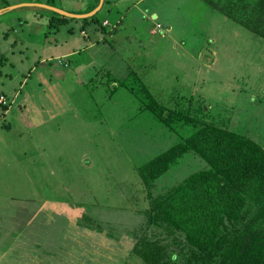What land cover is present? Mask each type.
I'll use <instances>...</instances> for the list:
<instances>
[{
  "label": "rangeland",
  "instance_id": "obj_1",
  "mask_svg": "<svg viewBox=\"0 0 264 264\" xmlns=\"http://www.w3.org/2000/svg\"><path fill=\"white\" fill-rule=\"evenodd\" d=\"M6 1L10 6L0 9V117L1 105L8 103L4 119L11 124L0 126V249L14 241L10 236L15 238L11 232L16 228L38 232L41 217H47L58 232L53 238L42 236L46 248L54 250L53 242L63 241L65 229V253L92 256L91 264H144L125 256L132 242L129 229L144 219L136 208L146 205L136 167L177 137L169 131L161 137L148 115L137 111L141 99L124 86L170 101L166 91L179 76L187 94L190 88L201 92L208 114L261 140L264 39L234 22L231 32L225 30L222 16L199 0H120L108 15L106 33L84 17L56 30L39 2L45 0ZM47 1L76 13L92 5L88 0ZM106 14L102 7L97 17ZM117 16L121 21L113 24ZM98 35L104 40L93 43ZM147 59L154 66L148 67ZM257 116L259 122H253ZM203 164L191 153L183 155L156 180L153 193ZM42 200L61 205L58 213L68 207L58 217L43 207L33 214L37 205L46 204ZM93 218L111 238L89 226L98 224Z\"/></svg>",
  "mask_w": 264,
  "mask_h": 264
},
{
  "label": "trees",
  "instance_id": "obj_2",
  "mask_svg": "<svg viewBox=\"0 0 264 264\" xmlns=\"http://www.w3.org/2000/svg\"><path fill=\"white\" fill-rule=\"evenodd\" d=\"M91 1L86 12L99 2ZM199 1L212 14L222 16L224 22L220 26L225 30L231 32L234 22L264 39V0ZM0 2V9L10 6L6 0ZM113 2L104 1L105 12L111 10ZM47 4L52 3L47 1ZM101 10L84 20L89 18V22L98 24L106 33L108 29L102 24L104 16L101 20L97 17ZM49 12L48 24L56 30L73 19L54 10ZM147 62L148 67L154 66V60L147 59ZM135 72L132 70L131 74L136 75ZM175 80L178 84L175 87L172 84L173 88L166 91L171 97L170 101L164 98L166 104L145 89L124 86L127 92L141 99L137 111L148 115L161 137L167 131L176 133L177 137L162 152L136 167L146 190V205L136 208L144 219L136 229H129L132 242L125 256H136L144 264H264V138L257 140L250 134L254 132L248 130V123L246 131L208 114L202 106L201 92L192 93L198 89L190 88L187 94L179 76H175ZM191 100L197 101L194 107ZM1 106L4 115L0 117V126L9 129L11 122L4 119L8 103ZM259 120L257 116L253 122ZM259 128L264 132V117L257 131ZM188 153L202 160L203 166L192 169L194 171L159 194L153 193L156 180ZM42 201L49 205L47 200ZM58 206L61 205L54 207ZM65 207L67 204L63 205V210L61 208L64 213ZM60 213L52 210L50 215L58 217ZM93 221L98 224L89 223V226L103 232L102 223L97 218ZM49 222V231H42L43 235L58 232L57 224L53 220ZM43 228L46 230V226ZM104 232L111 238L107 236L109 232ZM31 233L34 237L37 235L34 230ZM11 234L14 236L13 232Z\"/></svg>",
  "mask_w": 264,
  "mask_h": 264
},
{
  "label": "crops",
  "instance_id": "obj_3",
  "mask_svg": "<svg viewBox=\"0 0 264 264\" xmlns=\"http://www.w3.org/2000/svg\"><path fill=\"white\" fill-rule=\"evenodd\" d=\"M90 1L91 0H88V2H90ZM104 1L105 0H99V2L93 8V10H90L88 12L82 11L81 13L68 11L67 9H65L63 7L60 8L56 5L55 6L48 5L47 0H45L43 2H41V1H39V2L44 3V4H41V5L45 6L43 8H46L48 10H54L55 8L59 9L65 13V14L63 13V15L69 14L67 16L73 17V19H74V18H79V17H89L92 14H94L96 11L101 10L102 6L104 5ZM119 1L120 0H114L113 7L111 8L112 11L114 10V7L117 5V3ZM137 1H140V0H137ZM32 5H34V4L31 3L30 6H32ZM111 10L108 11V14H106L102 20L111 21L109 19L110 16H108L109 13L112 12ZM54 11H56V10H54ZM115 12H116V8H115ZM120 17L121 16H117L115 18L116 21L113 22V24L120 23V21H121ZM90 23H92V22H90ZM97 29H99L98 26H96L95 31H97ZM81 30H83V29H81ZM113 31H115V30H113ZM101 36L98 35V37L96 38V40L93 43H96V41H100L101 39L104 40V37H101ZM40 207H43L44 209L50 208L49 212H51L52 210H56V207H54L51 203H49V205H37L33 211V214L37 215V213H38L37 210ZM43 210H42V213H43ZM39 214H41V213L39 212ZM41 219L44 221L49 220V219H47V217L46 218L41 217ZM44 221L42 222L43 223L42 225H43V227L46 226V230H43L44 228L40 225L39 227H42V228L38 227L39 231L38 232L34 231V233L37 234V235H35V237H34V234L27 233L26 231H24L23 228H19L18 231H16L14 233L15 238L12 239L14 241H11V242L3 245V247H1L2 249H0V264H78L79 262H81V264H84L82 261H85L86 264H91V262L93 261L92 256L89 257L87 255L86 256L83 255L80 257H76L75 255L70 254L68 252L65 253V229L61 231V233L63 235L60 236L63 238V241L62 242L57 241V243L53 242V244L55 245L54 250L46 248V246H45L46 243L43 244V237L42 236L45 237V235L42 234V231H44V232L49 231L47 224L50 222L49 221L44 222ZM46 235L48 236V235H50V233H48ZM39 238H41V239H39ZM50 238H53V237H51V235H50ZM0 246H1V244H0ZM30 246H32L33 248L31 249V252L28 253L27 251H28V248ZM11 248H13V251H11L10 253L6 254L3 252L6 249H11ZM68 249L70 250V248H68ZM95 261L97 262L96 264H98V260H95ZM93 263H95V262L93 261Z\"/></svg>",
  "mask_w": 264,
  "mask_h": 264
},
{
  "label": "water",
  "instance_id": "obj_4",
  "mask_svg": "<svg viewBox=\"0 0 264 264\" xmlns=\"http://www.w3.org/2000/svg\"><path fill=\"white\" fill-rule=\"evenodd\" d=\"M54 10H56L57 12L62 13V14L64 13L63 11H61V10H59V9H56V8H55ZM64 14H65V13H64ZM66 15H69V14H66Z\"/></svg>",
  "mask_w": 264,
  "mask_h": 264
},
{
  "label": "built area",
  "instance_id": "obj_5",
  "mask_svg": "<svg viewBox=\"0 0 264 264\" xmlns=\"http://www.w3.org/2000/svg\"><path fill=\"white\" fill-rule=\"evenodd\" d=\"M105 23H106V21H105ZM2 98H4V96L2 94H0V102H1Z\"/></svg>",
  "mask_w": 264,
  "mask_h": 264
},
{
  "label": "clouds",
  "instance_id": "obj_6",
  "mask_svg": "<svg viewBox=\"0 0 264 264\" xmlns=\"http://www.w3.org/2000/svg\"><path fill=\"white\" fill-rule=\"evenodd\" d=\"M105 21H106V23L108 22L107 20H103V21H102V22H103V24H106V23H105ZM0 94H2V95H3V93H0Z\"/></svg>",
  "mask_w": 264,
  "mask_h": 264
}]
</instances>
